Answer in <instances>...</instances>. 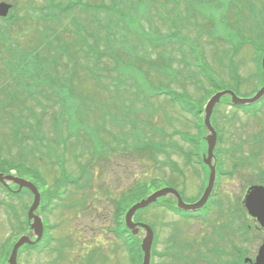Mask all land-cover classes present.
Wrapping results in <instances>:
<instances>
[{
	"label": "rangeland",
	"instance_id": "obj_1",
	"mask_svg": "<svg viewBox=\"0 0 264 264\" xmlns=\"http://www.w3.org/2000/svg\"><path fill=\"white\" fill-rule=\"evenodd\" d=\"M0 1L17 4L15 24L9 31L12 50H0V84L3 94L0 97V161L8 164L10 160H15L14 163L23 164L19 158L24 153L23 158L26 161L30 159L31 147L22 141L26 132L24 127L37 122L39 116L34 117L28 108L13 102L19 103L21 97L32 96L35 107L31 101L27 104L30 108L34 107L36 113H42V107L35 104H39L41 100L46 103L38 96L39 88H51L55 79V72L50 69L47 71L43 65L44 59L50 55L49 49L59 48V53L66 56L77 50H87L97 56L90 60L92 63L99 60L101 54L104 56L108 53L110 55L107 56L111 57L109 61L116 65V74L112 76L109 73L108 79L97 77L93 69L91 79H86L81 74L75 80L74 89L65 80L59 79L56 93L60 108L66 110L62 119L66 133L62 139L69 140L72 127H85L96 147L102 146L101 140L106 143L105 150L111 153V160L97 161L92 167L89 182L83 180L82 189L71 186L68 191L64 190L67 187L62 180H56L61 173L56 171L55 165L46 166L34 161L35 170L42 174L40 186L51 195L50 204L45 207L42 219L44 224H50L45 232L53 240L41 252H21L18 264H130L128 246L118 243L107 232L108 227L112 226L113 202L121 195L126 196L137 185L151 184L153 180L163 181V187L178 186L184 190L185 196L182 194L186 202L193 201L200 192L201 167L186 163L184 153L191 149L190 144L171 130L179 128L186 138L196 136L202 141H205V136L197 135L194 116L183 113L173 103V96L168 93L175 95L173 88L181 90L178 85L180 81L189 80L183 86L193 99H197L193 101V106L200 110L201 102L204 103L209 96L215 95L219 90L232 89L241 80L245 82L241 91L236 92L237 95L243 99L253 97L264 84V76L261 78L259 74L263 72L259 61L264 57V0H195L191 3V7L197 10L194 11V17L192 11H185L181 5L186 0H117L112 8L86 5L85 11L92 15L101 11L103 20L104 11H108L111 19L93 21L90 15L87 22L86 15L82 13L79 18L85 24L78 23L76 17L72 23L70 19L72 12L84 8L85 4L80 0H69V3L78 6L68 12L70 18L64 15L65 11L60 13L56 8L50 9L52 2L56 6H64L67 5V0ZM86 1L93 5L102 2ZM41 12L47 13L45 22L43 18L40 19ZM52 14L57 18H53ZM44 24L48 27L54 24L59 29L56 44L53 43L51 34L42 30ZM199 35L202 37H197ZM128 36L132 39L127 40ZM174 41L184 52L194 53L193 62H204L205 69L214 80L213 88L203 82L199 68L193 65L185 67L179 61L184 52L178 50V45H171ZM163 43L167 44L160 47ZM156 48L158 49L151 53ZM160 50L165 51L158 53ZM167 57L173 58L175 71L188 75L189 79H165ZM66 60V57L61 59L62 62ZM185 60L188 61L187 58ZM160 62H163V66L158 69L157 64ZM233 64L241 79L233 76ZM112 65L107 64L106 67L109 69ZM101 68L105 70L104 67ZM98 71L102 74L101 70ZM156 73L163 78H157ZM87 75L90 76V69ZM76 82L78 85L84 84L83 87L77 88ZM205 91H208L206 97ZM185 100L188 102L187 96ZM49 104L52 105V101ZM7 106L10 107L6 108ZM262 109L264 99L242 110L248 116L227 106H221V112L215 115L217 125L224 130L217 136V148L224 152L222 161L225 169L236 173L231 177L221 178L217 200L220 205L213 208L212 214L203 221L189 222L182 221L157 206L141 212L140 216L138 214V220H145L155 228V233L157 231L154 250L158 253L174 252L176 255L187 250V246L193 242L194 246L190 249L194 252L197 250L196 254L201 257L194 264H205L208 260L207 251L213 248L209 241L215 238L220 243H215L216 247L230 250L232 244H235L248 253L244 258H255L264 232H252L249 234L250 242L240 243L239 233L243 230L240 227L243 221L240 206L246 186L260 182L264 184L261 181L262 178L264 180V111L253 118L254 113ZM56 111V106L51 107L44 118V126L48 132L46 138L51 147H54L52 140L55 132L52 130V120L48 117ZM237 113L233 119L231 115ZM226 114L230 115L231 121L219 116H227ZM103 121H106L110 135L120 139L123 132L131 135L125 137L122 154H118L116 142L109 146V138L97 131ZM81 134L85 136L84 131ZM85 141L70 145L66 151H59L65 154L66 172L73 177L77 176L81 166L86 165L84 159L75 158L79 149L84 147L89 163L96 160L97 156L92 155L93 159L91 158L94 145ZM146 141L166 148L164 152L151 148L157 156L155 162L151 151L148 155L147 150L140 152L137 149L149 144ZM100 155L105 157L106 154L103 151ZM32 157L41 159L44 154L35 151ZM171 161L176 163L184 175L173 170ZM19 168L22 171V177L17 173L20 178L24 176L38 183L37 173H31L26 164ZM22 196L7 201L0 192V264H4L10 245L25 232V228L19 225L27 221L25 211L31 205L32 197L30 194ZM229 211L235 212L236 223L228 217ZM229 220L233 223V229H236L234 232L226 229L223 224ZM224 233L223 241L214 236ZM46 240L49 241V238ZM151 264L183 263L152 256Z\"/></svg>",
	"mask_w": 264,
	"mask_h": 264
},
{
	"label": "water",
	"instance_id": "obj_2",
	"mask_svg": "<svg viewBox=\"0 0 264 264\" xmlns=\"http://www.w3.org/2000/svg\"><path fill=\"white\" fill-rule=\"evenodd\" d=\"M10 7L11 6H8L6 4H0V16L5 17L8 14ZM224 95L231 96L232 102L236 105L252 104V103H255L256 101H258L264 95V87L252 99H239L234 93L227 91V92H222V93L217 94L216 96H214L210 100V102L208 103V105L206 107V120H205L206 126L211 133V135L208 137V142H209V160L207 161L208 164H210L209 161L211 160L212 151H213L215 143H216V132L211 126L210 118H211V114L213 112L214 107L216 106V104L219 103L220 99ZM214 176H215V170L213 167H211L210 188L212 187V182L214 180ZM6 178L8 180L10 177H6ZM13 181L15 183L19 184V186L21 188L22 187L29 188L35 197L33 205L30 209V219L31 220L33 219V221H34V224L31 226V229L34 230V233L38 236V239L36 240V242H37L42 237V232H43V224H42L41 219H39L37 216L34 215V212L36 211V209L38 208V205L40 203V195L32 183H30L26 180H23V179H19V178H15V179H13ZM210 188L208 189L204 198L199 203L192 205V206H188V205L184 204L182 202L181 198L179 197V195L174 190L168 189V188L163 189V190L149 196L147 199L142 200L140 203L136 204L128 212V214L126 215V225L130 230H132V233L134 235H136L139 232V228H143L146 231V237L143 240L142 246H141L142 251L144 252L143 264H150L151 248H152V244H153V232L150 229V227H148L147 225L133 223L132 219H133V215L136 213V211L149 206L150 204L157 201L158 198L169 195V194H173L177 197L179 208H182L184 210L198 209L206 202L207 197L210 193ZM250 197H252V199L254 201L257 198L256 204L253 207L251 205L252 202L250 200ZM246 204L249 206V209L251 211L250 214H252L253 217L257 218L258 222L261 223V225H264V189L260 188L254 194L252 193L250 196H247ZM36 242L31 241L29 237H22L18 241V243L15 245V247L12 251V254L10 256L8 264H17L18 252H19V249L23 245L35 244ZM257 264H264V246L261 248L259 256L257 257Z\"/></svg>",
	"mask_w": 264,
	"mask_h": 264
},
{
	"label": "trees",
	"instance_id": "obj_3",
	"mask_svg": "<svg viewBox=\"0 0 264 264\" xmlns=\"http://www.w3.org/2000/svg\"><path fill=\"white\" fill-rule=\"evenodd\" d=\"M14 19H15V17L11 16L8 20H5V22H4L5 26H3L4 24L0 25V50H4V49L7 51L12 50V44H11L12 39L10 38V32L9 31L11 30V27L15 24ZM161 64H163V63L160 62L159 64H157V66L160 67ZM179 102H181L180 99H179ZM182 107L184 108V110L191 111V109H190L191 105L190 104L185 105L184 103H182ZM22 155H25V153L21 154L22 158L21 159L19 158V161L27 162L28 160L26 161ZM14 161L15 160H12V161L10 160L8 164H7V162L0 161V171L9 172L12 169L20 170V168H18V166H17L18 163H16V162L14 163ZM16 161H17V159H16ZM32 167H34V166H32ZM20 173H22V171ZM140 185H142V186H138V188H136V190L133 192V195L129 198L130 200H132V201L137 200L147 193L148 189L146 187V184H140Z\"/></svg>",
	"mask_w": 264,
	"mask_h": 264
},
{
	"label": "flooded vegetation",
	"instance_id": "obj_4",
	"mask_svg": "<svg viewBox=\"0 0 264 264\" xmlns=\"http://www.w3.org/2000/svg\"><path fill=\"white\" fill-rule=\"evenodd\" d=\"M219 153V151H218ZM221 156H217V172L219 173H228L225 169V164L223 163L222 160L219 159ZM12 188V192L16 191L17 188L13 187L12 184H10ZM191 215V214H189ZM191 216H195L194 214ZM215 236V235H214ZM217 237V236H215ZM210 244L213 245V248H210L207 251L208 256L210 257L211 264H236V251L235 249H230V250H220V249H215V243H217V239L212 238L209 241ZM226 258V259H225Z\"/></svg>",
	"mask_w": 264,
	"mask_h": 264
}]
</instances>
